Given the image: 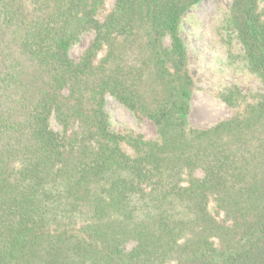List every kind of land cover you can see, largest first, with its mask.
<instances>
[{"label": "trees", "instance_id": "obj_1", "mask_svg": "<svg viewBox=\"0 0 264 264\" xmlns=\"http://www.w3.org/2000/svg\"><path fill=\"white\" fill-rule=\"evenodd\" d=\"M200 1L0 0V264H264V92L185 119ZM259 1L231 0L227 26L264 88ZM106 96L155 138L114 130Z\"/></svg>", "mask_w": 264, "mask_h": 264}, {"label": "rangeland", "instance_id": "obj_2", "mask_svg": "<svg viewBox=\"0 0 264 264\" xmlns=\"http://www.w3.org/2000/svg\"><path fill=\"white\" fill-rule=\"evenodd\" d=\"M231 0H202L184 16L180 37L186 48L188 71L193 88L188 101L186 123L191 128H208L230 118L239 109L229 107L224 101L234 91L236 103H255L264 92L259 79L250 72L242 47L227 26ZM115 0H105L106 10H111ZM264 8V0L259 1ZM93 32L84 33L68 51L70 58L78 60L90 45ZM163 44L167 45L165 38ZM106 111L114 130L141 134L147 139L156 136L154 125L147 119L134 116L121 104L106 96ZM55 131L59 126L51 120ZM130 247V245H128Z\"/></svg>", "mask_w": 264, "mask_h": 264}]
</instances>
